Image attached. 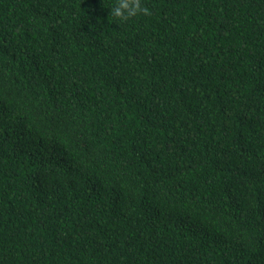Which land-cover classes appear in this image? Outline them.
<instances>
[{
	"label": "trees",
	"instance_id": "obj_1",
	"mask_svg": "<svg viewBox=\"0 0 264 264\" xmlns=\"http://www.w3.org/2000/svg\"><path fill=\"white\" fill-rule=\"evenodd\" d=\"M0 0V264H264V0Z\"/></svg>",
	"mask_w": 264,
	"mask_h": 264
},
{
	"label": "clouds",
	"instance_id": "obj_2",
	"mask_svg": "<svg viewBox=\"0 0 264 264\" xmlns=\"http://www.w3.org/2000/svg\"><path fill=\"white\" fill-rule=\"evenodd\" d=\"M110 8V17H114L121 23H127L129 20L139 16L152 15L143 0H115V3Z\"/></svg>",
	"mask_w": 264,
	"mask_h": 264
}]
</instances>
